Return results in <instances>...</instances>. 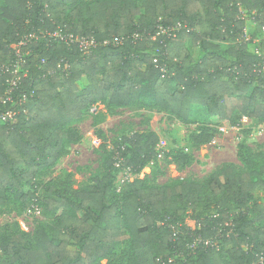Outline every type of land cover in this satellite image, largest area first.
Returning a JSON list of instances; mask_svg holds the SVG:
<instances>
[{"label": "trees", "instance_id": "16d2710c", "mask_svg": "<svg viewBox=\"0 0 264 264\" xmlns=\"http://www.w3.org/2000/svg\"><path fill=\"white\" fill-rule=\"evenodd\" d=\"M242 8L264 28V0H2L0 113L17 114L0 119V206L13 199L26 208L37 198L39 175L79 141L74 125L96 103L155 109L185 124L203 112L208 126L192 135L198 147L220 126H241L244 116L264 122V41L259 52L250 49ZM58 29L97 44L85 53L48 35ZM3 67L20 77L6 102L12 75ZM105 117L97 111L93 125ZM158 143L155 131L134 132L115 153L138 173L156 158ZM238 157L242 168L226 163L203 181L138 178L121 192L111 169L77 188L51 180L41 201L50 224L33 234L7 226L0 264H255L264 252V159L245 143ZM173 161L186 166L190 157ZM189 210L198 213L193 235H175L172 226ZM230 220L235 231L220 250L188 253L194 236L211 237Z\"/></svg>", "mask_w": 264, "mask_h": 264}, {"label": "rangeland", "instance_id": "374dc122", "mask_svg": "<svg viewBox=\"0 0 264 264\" xmlns=\"http://www.w3.org/2000/svg\"><path fill=\"white\" fill-rule=\"evenodd\" d=\"M1 4L2 0H0V8ZM242 14L245 19V39L249 42L250 49L259 52L261 42L264 41V28L256 25L254 12L242 8ZM24 56L25 54L22 53L18 57L20 59ZM97 111L105 112L106 117L104 122L94 126L93 116ZM203 118V112H197L193 117L196 122L185 124L178 118L155 109L132 106L111 111L105 105L96 103L74 125L81 135L79 141L68 145V153L62 156L52 169L39 175L37 182L40 184L34 187L37 198L33 199L26 208H22L20 202L13 199H9L6 205L0 206V233L7 226L12 227L17 224L22 230L33 234L39 225L50 224L51 217L46 215L41 201L49 194L44 185L51 180L69 181L77 188L87 186L111 169L114 187L117 192H121L138 178L147 179L153 185H162L184 178L203 181L226 163L242 168L243 163L238 157V152L244 143L249 147L254 159H264V122L244 116L241 119V126H220L211 142L198 147L194 145L192 135L208 126ZM148 131H155L159 136L156 158L138 173L127 172L123 167L111 165L113 158L119 152L117 150L115 153L117 144L124 136ZM181 153L190 157V163L186 166L178 165L173 161V157ZM119 187H121L120 191ZM197 214L192 210L187 212L185 221L177 227L180 235L185 237L193 235L197 225ZM191 241L187 243L190 245ZM186 255V251L180 254L182 257ZM3 258L0 252V261ZM100 264L110 263L109 260H103Z\"/></svg>", "mask_w": 264, "mask_h": 264}, {"label": "built area", "instance_id": "2783aa9c", "mask_svg": "<svg viewBox=\"0 0 264 264\" xmlns=\"http://www.w3.org/2000/svg\"><path fill=\"white\" fill-rule=\"evenodd\" d=\"M178 28H180V24L178 25ZM162 31L167 32V30H162ZM48 35L68 45L76 44L85 53H89L91 48L97 44L94 38L78 37L75 36L74 33H67L61 29H58L52 33H48ZM21 44H25V41H21ZM21 54H22L21 51L18 50L17 57ZM19 60L23 62L24 58L21 57ZM3 71L8 72L12 75L7 80L9 83V88L6 90V94L3 100L4 102H6L12 99L13 97L12 94L15 88L18 86L20 77L18 76V70L16 68L11 69L9 67L7 68L3 67ZM16 114H17V110L15 108H11L5 112H1L0 119L3 121L13 120ZM123 161H124L123 155L120 152H118L115 157V165L117 167H123L124 169H126L127 172L131 171L129 167H125L123 165ZM118 190L120 191L121 187H119ZM214 217H217V215H214ZM172 229L176 231L175 235H177L179 232L177 227L172 226ZM234 231H235L234 222L232 220L226 221L223 224H219L216 227L215 233L211 237L204 238L201 234H197L196 236H194L191 244L187 245V250H189L191 253H195L198 249H204V248H215L216 250H220L222 246V239H224L225 237H230L234 233ZM255 264H264V252H261Z\"/></svg>", "mask_w": 264, "mask_h": 264}]
</instances>
